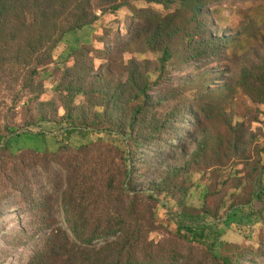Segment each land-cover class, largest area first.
Listing matches in <instances>:
<instances>
[{"label":"rangeland","instance_id":"1","mask_svg":"<svg viewBox=\"0 0 264 264\" xmlns=\"http://www.w3.org/2000/svg\"><path fill=\"white\" fill-rule=\"evenodd\" d=\"M100 14L33 78L0 69V132L17 152L0 150V264H32L75 223L115 225L106 241L143 264H264V91L247 83L264 58V0H220L196 21L177 2ZM170 20L199 35L156 42L173 54L162 65L148 39ZM194 223L209 228L203 243Z\"/></svg>","mask_w":264,"mask_h":264},{"label":"trees","instance_id":"2","mask_svg":"<svg viewBox=\"0 0 264 264\" xmlns=\"http://www.w3.org/2000/svg\"><path fill=\"white\" fill-rule=\"evenodd\" d=\"M137 1L162 4L167 8L177 2L181 7H188L193 13V21H196L204 8L220 0H0V69L8 70L15 79H31L38 73L40 67L51 62L54 49L66 35L91 26L99 20L98 11L101 12L100 15L115 13ZM194 29H199V26ZM195 30L183 31L173 26L172 20L169 23L163 21L153 30L148 42L162 51L160 60L163 65L173 57V54L168 46L162 45L158 48L155 43H165L181 34L185 41L194 42L199 35V32L196 33ZM207 46L205 45L202 51L191 54L190 57L198 58L197 55L201 52L209 54L210 50H207ZM87 48V46L77 47L73 51L79 55L86 54L90 52ZM78 63L77 60L70 69L79 72ZM19 66L21 69L16 70ZM257 70L258 75H254L253 79L247 83L252 91H264V58ZM65 89L72 96L76 89L85 92L82 86L72 85V82L68 83ZM74 118L73 112L66 109L63 120H69L74 124ZM75 129L76 126H73L67 128V131L72 133ZM98 131L109 134L106 128L98 129ZM41 135L44 136L46 144L47 141L53 140L59 145L58 149L64 145L58 136H47L43 132ZM0 144H2L0 150H11L8 137L1 132ZM46 149L51 153H56L58 150L50 151L48 147ZM9 155L16 156L17 152L11 150ZM263 197L264 187L255 195V198L263 199ZM245 214L250 222H254L257 215L261 216L260 212L255 210ZM104 217L101 215V218ZM225 223L229 227L236 224L233 217ZM198 225L202 224H191L190 229L194 231L193 239L203 243L205 231L209 228L206 224H203L201 228ZM70 231L74 233L73 238ZM118 232L119 230L113 224L90 228L89 225L75 223L66 229L56 230L49 236L43 252L36 255L32 264H143L139 258L131 254L126 244L121 246L120 243L111 244L106 241L110 237H116ZM97 239H103L105 244L99 248L95 247L93 242ZM222 261L223 264H239L238 261L233 263L229 259H222Z\"/></svg>","mask_w":264,"mask_h":264}]
</instances>
